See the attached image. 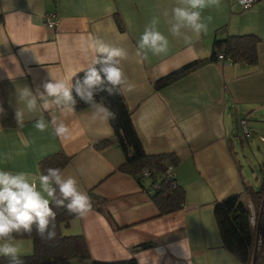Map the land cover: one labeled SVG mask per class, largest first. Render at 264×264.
I'll use <instances>...</instances> for the list:
<instances>
[{
    "label": "crops",
    "instance_id": "0c3cea01",
    "mask_svg": "<svg viewBox=\"0 0 264 264\" xmlns=\"http://www.w3.org/2000/svg\"><path fill=\"white\" fill-rule=\"evenodd\" d=\"M176 4L177 0H0V105L7 103L15 119L13 126L0 123V169L36 175L41 159L63 151L70 156L64 174L75 176L89 197L92 191L104 201L62 226L63 234L83 235L89 257L50 264L130 259L138 264H246L222 244L213 205L241 191L244 184L258 188L264 177V152L252 151L257 170L247 156L253 134L264 146V129L256 127V121L254 127L247 122L257 117L264 126V0L245 11L236 0H221L219 8L205 9L203 18L210 15L212 21L207 33L193 37L191 46L168 30L163 12L167 10L170 18ZM45 15L57 18L55 27L46 26ZM153 17H159L158 28L168 37L169 50L159 56L149 52L142 59L136 55L137 41ZM182 32L193 35L187 29ZM240 33L258 36L256 64L213 59L154 87L157 79L180 66L208 58L214 37ZM89 37L127 49L122 67L132 89L123 96L144 149L173 152L179 158L172 167L184 190L178 209L161 213L152 198L151 176L119 169L125 156L115 142L96 147L112 135L109 120L94 119L89 107L67 115L59 109L42 113L49 121L53 116L64 120L68 133L58 137L51 127L37 131L34 121L41 112H28L18 100V90L24 87L43 91L49 72L58 79H72L87 67L95 56L84 51ZM18 108L24 111L23 126L16 122ZM240 118L246 121L241 134L235 129ZM247 164L252 176L246 173ZM247 204L255 214L248 199ZM14 242L21 254L32 251L31 239Z\"/></svg>",
    "mask_w": 264,
    "mask_h": 264
},
{
    "label": "clouds",
    "instance_id": "9594fccd",
    "mask_svg": "<svg viewBox=\"0 0 264 264\" xmlns=\"http://www.w3.org/2000/svg\"><path fill=\"white\" fill-rule=\"evenodd\" d=\"M220 4L221 0H177L170 18L167 10L163 16L170 26L171 35L183 36L185 44L191 46L193 37L199 38L202 33H207L208 24L212 21L210 15L203 18V11L219 8ZM159 23V17H153L137 41L136 55L142 59H147L149 52L159 56L169 50V39L159 30ZM184 29L193 35L184 34ZM89 50L95 56L87 67L80 70L83 75H76L74 80L58 79L49 72L50 78L44 82L43 91H33L30 87L18 90V100L23 102L28 112H41L34 121L37 131L45 132L51 127L54 135L66 136L68 128L64 120L53 116L49 121L42 113L51 114L59 109L67 115L75 110L78 102L92 109L94 119L117 118V114L104 103L106 97L101 94L116 96L126 90L131 91L132 85L122 67V61L128 58V51L98 37H89L84 51ZM18 75L23 76L24 73ZM16 122L18 126H23L24 111L20 108L16 111ZM54 208L84 217L91 211L92 203L88 194L80 189L77 178L66 176L60 168L48 167L36 175L0 169V258H7L8 264H24L14 237L30 235L34 228L41 239L55 240L57 212Z\"/></svg>",
    "mask_w": 264,
    "mask_h": 264
},
{
    "label": "trees",
    "instance_id": "16d2710c",
    "mask_svg": "<svg viewBox=\"0 0 264 264\" xmlns=\"http://www.w3.org/2000/svg\"><path fill=\"white\" fill-rule=\"evenodd\" d=\"M259 38L253 33L229 34L226 38L214 37L211 54L208 58L192 60L168 75L154 82L155 88L167 85L181 76L197 69L207 61L216 59L218 53H223L231 63L241 62L249 65L256 64L258 60L257 44ZM227 63V62H226ZM83 75L79 72L76 75ZM104 103L117 114L115 120L109 119L112 135L96 142V147L104 148L115 142L123 151L125 162L119 169L125 173L141 176L146 169L150 171L152 182H159L153 191V200L161 213H168L178 209L184 199V190L179 186L176 178L174 185L171 179L164 177L167 165L173 167L178 163V157L173 152L149 153L138 136L131 120V112L125 102L124 96H107ZM100 100V96H97ZM88 108L78 102L76 111ZM0 123L3 126H13L15 123L13 111L7 103L0 105ZM240 124V122H239ZM70 161V156L63 151L50 154L39 161L41 172L48 167L61 170ZM244 196L248 197L245 198ZM93 205H102L103 200L90 191ZM247 199L254 206V223H251L252 212ZM57 237L52 241H45L37 235L35 228L29 234L16 235L14 238H29L32 241V251L21 254L24 264H50L54 260L89 257L88 247L82 234H63L62 226L67 225L77 215L68 214L65 209H56ZM215 220L225 248L236 254L246 264H264V177L262 184L255 188L251 184H244L241 191L233 193L226 198L216 201L213 205ZM0 264H8L7 258H0ZM95 264H138L134 259Z\"/></svg>",
    "mask_w": 264,
    "mask_h": 264
},
{
    "label": "built area",
    "instance_id": "2783aa9c",
    "mask_svg": "<svg viewBox=\"0 0 264 264\" xmlns=\"http://www.w3.org/2000/svg\"><path fill=\"white\" fill-rule=\"evenodd\" d=\"M255 1L256 0H244V2L241 3V0H236V2L239 4V6L241 8V11H245V10L249 9ZM44 21L46 23V26H48L49 28H53V27H55V25L57 23V18L54 15H45ZM217 58L220 60H226L227 63H231L229 58L225 57V55L223 53H218ZM240 124L243 125L244 126L243 128L245 129L246 121L242 120L240 122ZM142 175L148 176V177L151 176L150 171L148 169L144 170L142 172ZM164 177L171 179V184L174 185L173 180L175 177H174V174L172 172V167L170 165H167V167L165 168ZM159 185H160L159 182L155 181V182H152L151 187L153 189H157L159 187ZM251 223L252 224L254 223V214H252Z\"/></svg>",
    "mask_w": 264,
    "mask_h": 264
},
{
    "label": "rangeland",
    "instance_id": "374dc122",
    "mask_svg": "<svg viewBox=\"0 0 264 264\" xmlns=\"http://www.w3.org/2000/svg\"><path fill=\"white\" fill-rule=\"evenodd\" d=\"M240 113H242V112H240ZM248 120H247V122H248V127L249 126H252V127H254L253 126V124H252V122H254V121H256V124H255V126L256 127H261V129H264V126L263 125H261V123L258 121L260 118H257V117H253V118H247ZM255 119V120H254ZM242 120H244L243 118H240L239 119V122H241ZM234 125H236V124H234ZM240 127H244L243 125H241L240 124V126L238 125V126H235V129L239 132V134H241V128ZM239 137H241V136H238V138ZM244 139V138H243ZM249 142H251V144H252V150H248L247 151V156H248V163H249V165L251 164V166L255 169V170H257V168H259V163L257 164V162H255V160L253 161V154H252V151H258V152H264L262 149H264V146L258 141V139L256 138V136H255V134H253L252 135V137H249V140H248ZM243 143H244V145L247 147V145H246V139H244V141H242ZM260 149H259V148ZM240 154H241V152H240ZM249 165L247 164L246 165V170H247V175H251L252 176V174H251V169L249 168ZM250 166V167H251ZM256 172H259V171H256Z\"/></svg>",
    "mask_w": 264,
    "mask_h": 264
}]
</instances>
